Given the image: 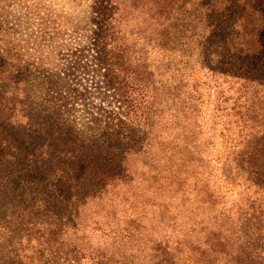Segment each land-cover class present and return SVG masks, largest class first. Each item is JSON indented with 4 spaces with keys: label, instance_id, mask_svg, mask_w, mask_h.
Here are the masks:
<instances>
[{
    "label": "trees",
    "instance_id": "1",
    "mask_svg": "<svg viewBox=\"0 0 264 264\" xmlns=\"http://www.w3.org/2000/svg\"><path fill=\"white\" fill-rule=\"evenodd\" d=\"M4 2L0 264H264V0H91V84L41 109L18 46L50 19Z\"/></svg>",
    "mask_w": 264,
    "mask_h": 264
},
{
    "label": "rangeland",
    "instance_id": "2",
    "mask_svg": "<svg viewBox=\"0 0 264 264\" xmlns=\"http://www.w3.org/2000/svg\"><path fill=\"white\" fill-rule=\"evenodd\" d=\"M20 0H5L2 5L10 10L7 13L8 23L6 27L16 31L19 36L27 32L26 27L37 29V19L31 24H27L21 16L24 9L21 8ZM41 2V15L49 20V33L42 35L39 40L24 42L18 46V50L24 53L26 63H34L30 66L28 75V89L30 93V102L32 107L41 109V102L45 101L51 94L57 92V85L70 88L89 87L90 78L95 75L73 73L70 67L73 66L80 53L85 54L82 59L86 69L93 70L97 66L98 52L93 48L92 29L95 27L94 20L97 19V13L93 9L91 0H33ZM10 5H7V3ZM2 9H0V13ZM34 26V27H32ZM29 31V30H28ZM97 76L95 81H99ZM95 85V84H94ZM54 90L48 91V87ZM95 100L101 97L100 89L93 87L92 89ZM76 112V121L80 127H85L84 123L88 119L89 114L83 104L78 105Z\"/></svg>",
    "mask_w": 264,
    "mask_h": 264
}]
</instances>
